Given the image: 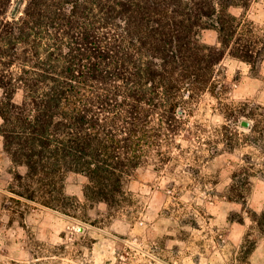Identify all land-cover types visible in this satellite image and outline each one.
Returning a JSON list of instances; mask_svg holds the SVG:
<instances>
[{
    "label": "trees",
    "instance_id": "1",
    "mask_svg": "<svg viewBox=\"0 0 264 264\" xmlns=\"http://www.w3.org/2000/svg\"><path fill=\"white\" fill-rule=\"evenodd\" d=\"M250 1L0 0L11 198L66 212L76 203L63 183L72 172L86 178V201L121 207L127 182L176 134L184 98L212 83L226 55L254 68L264 59V36L230 12ZM252 218L264 236V212Z\"/></svg>",
    "mask_w": 264,
    "mask_h": 264
},
{
    "label": "rangeland",
    "instance_id": "2",
    "mask_svg": "<svg viewBox=\"0 0 264 264\" xmlns=\"http://www.w3.org/2000/svg\"><path fill=\"white\" fill-rule=\"evenodd\" d=\"M230 12L253 22L264 36V0ZM202 35L204 43L216 44L214 30ZM184 100L176 134L161 138L160 159L150 158L135 172L126 184L127 200L114 209L86 201V178L72 172L64 174L63 183L76 203L66 212L13 200L14 168L0 136V264H227L237 259L252 264L258 234L248 230L238 246L226 247L224 235L214 229L227 224L209 208L218 198L214 184L231 175V168L239 174L247 160L264 170V59L254 68L226 55L212 83ZM241 120L254 124L255 132ZM239 188L231 187L234 197H242ZM230 218L256 226L249 207Z\"/></svg>",
    "mask_w": 264,
    "mask_h": 264
},
{
    "label": "crops",
    "instance_id": "3",
    "mask_svg": "<svg viewBox=\"0 0 264 264\" xmlns=\"http://www.w3.org/2000/svg\"><path fill=\"white\" fill-rule=\"evenodd\" d=\"M253 127L254 124L251 123L248 128L252 133L255 132ZM250 146H253V148H260L257 143H252ZM220 158V156L213 158L211 163L217 162ZM251 166L252 165L246 160L239 169V174H232L233 169L231 168L229 173L231 175H228L225 178L220 177L217 180L214 186L217 188L218 198L215 201V205L209 209L217 220L227 224L220 226L222 229L219 227L214 229L216 232L222 233V236L224 235V245L226 247L238 246L248 230V233H257L258 237L255 239L252 247V264H264V236L260 233L258 227H248L247 223H238L236 220L230 218V213L240 210L242 207H244V209L249 207L252 212L257 214L264 212V170L262 171L255 166ZM226 170L228 169L226 168ZM243 181L244 185L239 186L242 197H234L232 195L231 187H234L235 184L240 185ZM223 187L225 189H223ZM99 230L103 231L102 228ZM84 233L86 234L87 230ZM238 262L239 259L233 260V263L228 262L227 264H238Z\"/></svg>",
    "mask_w": 264,
    "mask_h": 264
},
{
    "label": "water",
    "instance_id": "4",
    "mask_svg": "<svg viewBox=\"0 0 264 264\" xmlns=\"http://www.w3.org/2000/svg\"><path fill=\"white\" fill-rule=\"evenodd\" d=\"M19 5H20L19 2L14 3V5H13V7H12V10H11V12H10V15H11V16L16 15V13H17V11H18V9H19ZM240 125H241L242 127H245V128H249V127H250V123H249L248 121H246V120H241V121H240Z\"/></svg>",
    "mask_w": 264,
    "mask_h": 264
},
{
    "label": "clouds",
    "instance_id": "5",
    "mask_svg": "<svg viewBox=\"0 0 264 264\" xmlns=\"http://www.w3.org/2000/svg\"><path fill=\"white\" fill-rule=\"evenodd\" d=\"M189 264H191V262H189ZM201 264H203V261H201Z\"/></svg>",
    "mask_w": 264,
    "mask_h": 264
}]
</instances>
